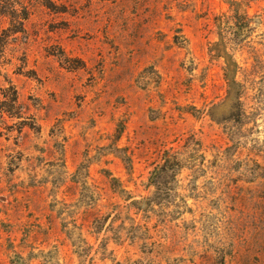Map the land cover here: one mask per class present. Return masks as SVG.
Returning a JSON list of instances; mask_svg holds the SVG:
<instances>
[{"label": "rangeland", "instance_id": "obj_1", "mask_svg": "<svg viewBox=\"0 0 264 264\" xmlns=\"http://www.w3.org/2000/svg\"><path fill=\"white\" fill-rule=\"evenodd\" d=\"M7 6L0 264H264V0Z\"/></svg>", "mask_w": 264, "mask_h": 264}, {"label": "trees", "instance_id": "obj_2", "mask_svg": "<svg viewBox=\"0 0 264 264\" xmlns=\"http://www.w3.org/2000/svg\"><path fill=\"white\" fill-rule=\"evenodd\" d=\"M7 7L8 8H5L4 10H2V12H0V15L5 14L7 16H10L12 18L11 20L13 24L14 23L20 24V28L14 30V32L21 31V29H23L22 24H24V21L29 18V13L25 11V14L21 16L17 14V12L15 11V8H9V6ZM10 7H13V6H10Z\"/></svg>", "mask_w": 264, "mask_h": 264}]
</instances>
